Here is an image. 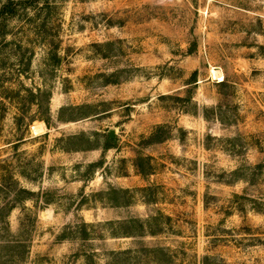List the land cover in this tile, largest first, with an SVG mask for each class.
<instances>
[{"label":"rangeland","instance_id":"rangeland-1","mask_svg":"<svg viewBox=\"0 0 264 264\" xmlns=\"http://www.w3.org/2000/svg\"><path fill=\"white\" fill-rule=\"evenodd\" d=\"M12 199L0 264H264V0H0Z\"/></svg>","mask_w":264,"mask_h":264},{"label":"trees","instance_id":"trees-1","mask_svg":"<svg viewBox=\"0 0 264 264\" xmlns=\"http://www.w3.org/2000/svg\"><path fill=\"white\" fill-rule=\"evenodd\" d=\"M34 2V1H33ZM25 3H27V4H30L31 2L30 1H27V2H25ZM33 4V3H32ZM5 8V7H4ZM222 85H224V83H222ZM36 101V100H35ZM64 111V109L62 108L61 110H60V115H59V120H61L62 121V119H61V113ZM155 137V136H154ZM76 138L75 137H72V138H69L68 139V141H73V140H75ZM106 149H108V148H111V147H109V146H106L105 147ZM63 150H69V149H66V148H63ZM144 163H149V160H148V158L147 159H143V158H138L137 160H136V163H135V168H136V170H137V172H138V174L139 175H142V176H146V175H148V172L149 171H147L145 168H143V164ZM94 166H96V165H94ZM12 180V182H13V179H11ZM18 193H29L28 191H25V190H20V191H17V193L15 194V195H13L14 197H13V199L16 201V198L18 197V196H16ZM111 193H116V191H111ZM12 199V201L10 202V203H8L9 205L7 206V209L5 208V210H3V209H0V214H2V213H4L5 214V216H6V218H7V216H8V214L12 211V209L14 208V206H15V201ZM5 223H6V221H5ZM19 247H22V245H21V243H18V244H15V243H11V242H5V241H0V249H2V250H8L9 251V253L10 254H12L13 253V251L14 252H17V248H19Z\"/></svg>","mask_w":264,"mask_h":264},{"label":"bare ground","instance_id":"bare-ground-1","mask_svg":"<svg viewBox=\"0 0 264 264\" xmlns=\"http://www.w3.org/2000/svg\"><path fill=\"white\" fill-rule=\"evenodd\" d=\"M213 73V75H215V72H212ZM216 77H217V75H216ZM222 79L220 78V80L219 81H221Z\"/></svg>","mask_w":264,"mask_h":264},{"label":"water","instance_id":"water-1","mask_svg":"<svg viewBox=\"0 0 264 264\" xmlns=\"http://www.w3.org/2000/svg\"><path fill=\"white\" fill-rule=\"evenodd\" d=\"M113 134H114V133H113V132H111V133H110V137H112V136H113Z\"/></svg>","mask_w":264,"mask_h":264}]
</instances>
